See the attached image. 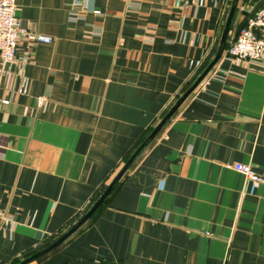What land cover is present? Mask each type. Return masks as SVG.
<instances>
[{"label": "crops", "instance_id": "1", "mask_svg": "<svg viewBox=\"0 0 264 264\" xmlns=\"http://www.w3.org/2000/svg\"><path fill=\"white\" fill-rule=\"evenodd\" d=\"M258 1L90 0L73 18L16 0L53 41L0 74V264H264V182L232 168L264 177V55H227Z\"/></svg>", "mask_w": 264, "mask_h": 264}, {"label": "built area", "instance_id": "2", "mask_svg": "<svg viewBox=\"0 0 264 264\" xmlns=\"http://www.w3.org/2000/svg\"><path fill=\"white\" fill-rule=\"evenodd\" d=\"M90 0H67L68 13L78 18L80 11H90ZM100 15V11H92ZM53 39L23 30L21 22L16 17V0H0V74L5 64L16 60V52L23 42L51 43ZM227 55L236 62L257 61L264 55V4L258 9L253 18L239 32L233 44L228 48ZM30 60L29 55L23 58L24 62ZM7 104V101H4ZM234 171L246 180L264 182V177L258 175L248 165L236 163L232 165ZM0 217L2 214L0 212Z\"/></svg>", "mask_w": 264, "mask_h": 264}, {"label": "water", "instance_id": "3", "mask_svg": "<svg viewBox=\"0 0 264 264\" xmlns=\"http://www.w3.org/2000/svg\"><path fill=\"white\" fill-rule=\"evenodd\" d=\"M264 4V0H259L254 7L251 9V11L247 14V16L244 18V20L241 22V24L238 26V28L236 29L235 33H234V38L236 39L239 32L248 24V22L253 18V16L255 15V13L258 11V9ZM12 67L13 65L10 64H5V68L8 67ZM203 76L200 77L196 83V85L202 80ZM180 101L177 103V105L170 111V113H168L164 119L155 127V129L152 131L151 133V138H153L160 130V128L164 125V123L166 122V120L170 117V115L174 112V110L177 108V106L179 105ZM110 191V188L107 190V192L105 194H107ZM105 196V195H104ZM104 196L102 197V199L104 198ZM102 199H100V201L94 205V207L91 209L90 212H88L86 214V216L68 233H66L65 235H63L60 239H58L51 247L49 250L53 249L54 247H56L57 245H59L60 243H62L68 236H70L72 234V232H74L78 227H80L85 221L86 219L96 210V208L98 207L99 203L102 201Z\"/></svg>", "mask_w": 264, "mask_h": 264}]
</instances>
